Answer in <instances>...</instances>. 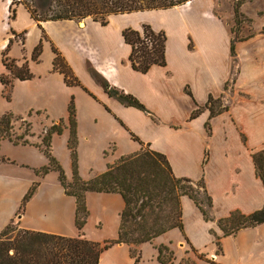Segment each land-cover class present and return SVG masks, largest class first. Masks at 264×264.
<instances>
[{"label":"crops","instance_id":"1","mask_svg":"<svg viewBox=\"0 0 264 264\" xmlns=\"http://www.w3.org/2000/svg\"><path fill=\"white\" fill-rule=\"evenodd\" d=\"M11 4L12 0H0L1 44L7 48L13 39V44L26 49V40L33 39L31 54L9 57L18 62L29 60L34 76L14 80L11 100L2 104L0 118L6 112L29 111L31 115L39 109L43 110L40 120L46 124L64 120L63 132L52 136L51 150L68 180H72L68 142L73 98L79 172L84 179L93 178L120 157L147 146L166 156L175 176L205 183L213 202L211 219L205 218L191 197L183 195V230L173 228L139 245L140 264H162L161 244L174 251V264L184 257L195 259V250L201 254V264H264V222L230 235H225L219 225L220 219L235 211L250 214L264 206V183L257 175L254 160V154L264 149V0L242 2L245 17L262 21L256 24L257 31L237 38L235 56L233 31L218 10L217 0H190L167 9L113 14L106 24L90 17L86 22L36 20L23 3L16 4V15L11 18ZM233 13L228 15L233 17ZM123 15H142L145 19L111 24ZM144 23L166 34V63L154 64L147 72L133 68L132 48L123 37L125 28L142 30ZM23 32L24 43L14 37ZM41 40L44 53L36 61L32 54ZM53 47L77 83L68 84L55 68ZM90 67L111 85L136 96L148 111L127 106L109 95L92 76ZM4 73L8 70L2 60L1 103L5 98L1 81ZM37 88L39 99L33 98ZM14 92L23 102L22 111L14 106ZM210 96L220 98L221 106L226 108L211 115ZM14 115L24 119L21 114ZM46 130L47 125L42 134L32 130L30 137L36 143L0 140V229L17 219L23 229L81 235L98 242L117 239L125 208L121 193L88 191L89 215L80 230L76 224V197L66 192L56 170L39 172L49 165L41 148ZM35 182V193L19 211ZM99 264H135L131 245L113 244L101 253Z\"/></svg>","mask_w":264,"mask_h":264},{"label":"trees","instance_id":"2","mask_svg":"<svg viewBox=\"0 0 264 264\" xmlns=\"http://www.w3.org/2000/svg\"><path fill=\"white\" fill-rule=\"evenodd\" d=\"M190 0H12L11 15H16V4L23 3L36 20H82L92 18L102 24L108 22L113 14L132 13L152 9H167L184 4ZM235 0L234 18L241 23L245 17L241 11L242 2ZM264 33V25L261 29ZM25 33L23 32V35ZM18 35V34H16ZM123 37L132 50L130 60L134 69L147 72L154 64L166 63V34L163 30L156 31L148 23L143 24L142 30L127 27L123 30ZM239 36L234 35L232 40V55L235 56V42ZM10 42L2 54V60L9 70L4 73L1 81L4 85L3 95L11 99V88L14 80L31 79L34 73L28 62L18 66L14 59L8 56ZM56 54L55 68L61 71L68 84L77 83L72 70L63 64L60 52L53 47ZM42 53V42L33 52V60L39 61ZM92 76L104 87L107 93L127 106H134L148 111L146 106L133 94L126 93L111 85L94 68L90 67ZM211 115L222 109L221 99L209 98ZM70 138L68 146L71 152L73 177L68 180L65 170L51 150L53 133H62L64 120L52 125L46 130L41 148L49 159V165L42 167L39 172L46 173L56 170L59 179L68 194L74 195L77 201L76 224L82 230L89 215L86 193L88 191L119 192L125 200V208L121 214L119 236L115 240L98 242L89 240L81 235L78 237L65 236L23 229L15 226L11 220L0 232V264H99L101 253L115 243H127L132 247L135 264H140L141 252L139 245L152 241L157 236L173 229L183 230L182 210H180L181 197L188 195L203 211L206 219H211L210 210L213 206L212 198L207 193L205 183L194 181L185 177H177L166 156L152 149H142L136 153L122 156L108 169L91 179H84L79 172L78 164V136L75 102L72 98L69 105ZM14 113L6 112L0 118V140L9 138L16 143H30L23 139L28 135L15 136L11 131V122ZM30 126V124H28ZM257 175L264 183V149L254 154ZM193 186L202 187L206 194V201L200 200L195 194ZM38 187L35 182L25 194L21 209L33 196ZM264 222V206L250 214L233 212L228 217L219 220V225L225 235L236 233L244 227L255 226ZM135 246L136 248H134ZM159 260L162 264H172L174 251L168 246H159ZM192 264H197L194 260Z\"/></svg>","mask_w":264,"mask_h":264},{"label":"rangeland","instance_id":"3","mask_svg":"<svg viewBox=\"0 0 264 264\" xmlns=\"http://www.w3.org/2000/svg\"><path fill=\"white\" fill-rule=\"evenodd\" d=\"M217 2L219 3L218 4L219 5L218 10L220 11L221 14H223L226 17V20L229 22V24H230V26L232 28V31H233V35L242 36V35L250 34L252 32L257 31L256 30L257 29L256 24H260L261 21H262V18L260 19L259 17H255L256 20H253V21H249V20L244 19L241 23L238 24V23L235 22L234 16L232 17V16L228 15L229 12L231 13V15H232V12H234V2H235V0H217ZM85 19H82L81 21L82 22H86L87 20H91L90 18L87 19V20H85ZM144 19H145V17H143L142 15H139V16H137V15H131V16L130 15H123L122 17H116L115 19H113L111 21V24H133V23H137V22L139 23V22H141ZM146 19H148V18H146ZM1 35H2V33H1ZM14 37L18 41L24 43L23 42L24 41L23 33L15 35ZM2 41H3V38H2V36H0V62L1 63H2V60H1L2 54L6 50L4 45L1 44ZM31 41H33V39H30V41L26 40V42H25V46L27 47L26 49H23V48H21V46L19 47L18 45L13 44L14 43V41H13L12 44L10 45V49L8 50V56L13 57L15 55H24V54L29 53L31 51V44H30ZM43 41L44 40L39 41V43L42 42V53H41V55L44 53ZM33 52H34V50H33ZM30 54H31V52H30ZM32 56H33V54H32ZM32 59H33V57H32ZM40 59H41V56H40ZM26 62H28V64H29V60L22 59L19 62L16 60V64L18 66H23ZM63 64H66L65 61L63 62ZM42 66H43V64L40 65L39 67H42ZM29 67H31V66L29 65ZM7 74H9V70H8ZM17 79L21 80L19 78H17ZM18 85H19V83H18ZM34 94L35 95H34L33 98L39 99L40 98V89H38V88L35 89L34 90ZM4 100L6 101V103L4 102ZM4 100H3V103L0 102V110L3 109L2 108L3 107L2 104H4V106H5V104L7 105L8 101H9L7 98H4ZM14 100H15V104H16L14 106L17 107L18 111H20V110L22 111L23 102L20 100L18 95H15V92H14ZM14 113L15 114H21L24 117L25 120L24 119H20L19 117L14 115V119L11 122V127H12L11 131H12V133L15 136H17V135H25L26 130L30 129L28 135H25L23 139H28L31 143L33 142L31 137H30V135L32 134V130L37 135H39V134H42V130L45 127V125H47V129L52 126L50 123L46 124L44 121L40 120V117H39L40 115L39 114L43 113V110H41V112H40V110L37 109L31 115H29V111L27 113H25L24 111L21 112V113H18L16 111ZM31 121H33V124H32L33 127L32 128H31V125L30 126L28 125V124H30ZM69 126H70V123H69ZM54 134L55 133H53V135ZM41 137L43 139L44 135H42ZM33 143H36V142H33ZM143 149L146 150V149H150V148L145 146V147H143ZM193 188L195 190L194 192L197 195V197L200 200L206 201V194L204 192V189L202 187H198V186H193ZM179 207H180V210H182L181 203H180ZM19 211H22V209H20ZM14 224H15V226L21 228L19 226V223L17 222V219H14ZM2 229L3 228L0 229V232H1ZM133 247L136 248L135 246H133ZM193 252L194 253L192 255L193 256L196 255L195 259L192 258V257H184L179 262V264H192L191 261H193V259H194V261L196 260L195 262H197V264H199V263L201 264V262H203V260H199L198 259V256L201 255L200 252H198L197 250H195ZM174 257H175V254H174ZM172 264H174V263H172Z\"/></svg>","mask_w":264,"mask_h":264}]
</instances>
